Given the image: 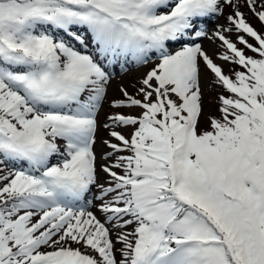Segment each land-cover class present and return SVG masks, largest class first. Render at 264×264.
Listing matches in <instances>:
<instances>
[{
	"label": "snow or ice",
	"instance_id": "obj_1",
	"mask_svg": "<svg viewBox=\"0 0 264 264\" xmlns=\"http://www.w3.org/2000/svg\"><path fill=\"white\" fill-rule=\"evenodd\" d=\"M0 264H264V0H0Z\"/></svg>",
	"mask_w": 264,
	"mask_h": 264
},
{
	"label": "rangeland",
	"instance_id": "obj_2",
	"mask_svg": "<svg viewBox=\"0 0 264 264\" xmlns=\"http://www.w3.org/2000/svg\"><path fill=\"white\" fill-rule=\"evenodd\" d=\"M247 13V9H242ZM230 9L225 10V15L224 16H219V18L208 21V32H209V37L210 38H205L202 41V46L205 48V50L209 53V55H212L214 58L218 55L219 52L223 51L222 49L219 48L220 41L212 37V33H214L219 26H227V21L225 19V16L230 12ZM248 15V20L250 23H252L258 30L261 28L259 22L250 14L247 13ZM232 39H235V35H232ZM239 46V45H238ZM248 54V52H247ZM216 62L218 64H222V62L217 59ZM226 74H230L228 72L229 68L232 67L231 65L228 64H222ZM151 67H153L152 63H148L147 65L144 66H131L128 67V69L125 72H121L120 68L116 69V75L112 81V86L109 91V97H117L119 98L121 96V93L119 92L118 85H123L125 86L130 93H134L136 88L139 87V85L136 83L137 79L142 76L143 73L147 72ZM205 95H204V116L202 117L201 120V126L205 127L206 126V120L205 118L208 117L209 115L215 116L217 115V94L220 92H223L224 90L221 88L215 87L211 83V74L206 73L205 77ZM227 95V93H224ZM113 111H116L115 109H111L108 107L107 104H105L103 110L99 114V120L101 122V125L105 122L106 116L108 114H111ZM120 111H127V110H120ZM139 109H136L134 114H138ZM117 131H123L125 135H127L131 129H115ZM109 129H105L101 127L98 131L97 134V143H96V153H97V167H98V183L104 184L105 181L108 179L105 173L100 171V166L101 164L105 163L102 159H100L102 152H107L109 149L106 148V146L103 144V140L105 139H112L109 137L108 132ZM112 142H117L114 139ZM108 163H111V161H107ZM99 188H93V193L99 194ZM95 204H98L99 201H94ZM91 210L102 220L104 217L101 215V213L98 211L96 207H92ZM119 247V245H117Z\"/></svg>",
	"mask_w": 264,
	"mask_h": 264
},
{
	"label": "trees",
	"instance_id": "obj_3",
	"mask_svg": "<svg viewBox=\"0 0 264 264\" xmlns=\"http://www.w3.org/2000/svg\"><path fill=\"white\" fill-rule=\"evenodd\" d=\"M216 117H218L219 116V112H218V107H217V115H215Z\"/></svg>",
	"mask_w": 264,
	"mask_h": 264
},
{
	"label": "bare ground",
	"instance_id": "obj_4",
	"mask_svg": "<svg viewBox=\"0 0 264 264\" xmlns=\"http://www.w3.org/2000/svg\"><path fill=\"white\" fill-rule=\"evenodd\" d=\"M119 68V66L117 65L116 67H115V69L114 70H116V69H118Z\"/></svg>",
	"mask_w": 264,
	"mask_h": 264
}]
</instances>
